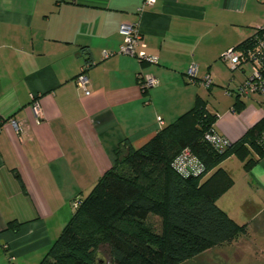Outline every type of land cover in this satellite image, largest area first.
Returning a JSON list of instances; mask_svg holds the SVG:
<instances>
[{
    "label": "crops",
    "instance_id": "crops-1",
    "mask_svg": "<svg viewBox=\"0 0 264 264\" xmlns=\"http://www.w3.org/2000/svg\"><path fill=\"white\" fill-rule=\"evenodd\" d=\"M143 1L0 0V264H39L124 141L142 146L198 100L232 142L264 117L262 94H236L250 68L221 59L264 25V0H154L140 14ZM135 22L151 62L118 53L121 25ZM83 67L89 95L76 84ZM140 72L158 84L144 93ZM220 167L235 184L218 205L243 207L249 231L264 233V157Z\"/></svg>",
    "mask_w": 264,
    "mask_h": 264
},
{
    "label": "trees",
    "instance_id": "trees-1",
    "mask_svg": "<svg viewBox=\"0 0 264 264\" xmlns=\"http://www.w3.org/2000/svg\"><path fill=\"white\" fill-rule=\"evenodd\" d=\"M259 38L264 31L256 29L235 48L248 53ZM215 121L198 100L143 146L124 141L112 168L76 200L72 218L39 264H181L247 232L217 203L234 183L220 165L235 155L250 169L264 157V117L222 152L205 137ZM186 147L205 164L204 174L184 177L174 170ZM153 216L161 218V232Z\"/></svg>",
    "mask_w": 264,
    "mask_h": 264
},
{
    "label": "built area",
    "instance_id": "built-area-1",
    "mask_svg": "<svg viewBox=\"0 0 264 264\" xmlns=\"http://www.w3.org/2000/svg\"><path fill=\"white\" fill-rule=\"evenodd\" d=\"M153 2L154 0H144L142 6L139 8L140 14L146 5H150ZM256 29L264 31V25H261ZM120 32L124 35V43L121 45L118 53L134 56L141 62L153 60L151 55H149L145 50V43L140 30V24L138 22L123 23L120 27ZM260 39L261 38L257 39L259 41L256 47L250 48L248 53L232 47L224 51L221 55V59L228 63L231 70L240 69L242 65H247L250 68V74L236 89V94L239 96H245L250 93H259L264 96V40ZM113 54L115 53L105 51L104 57H109ZM86 70V67L82 68V71L76 78V84L80 90H82L86 95H89L91 90L89 89L90 82L86 74ZM188 75L192 80H194L193 77L196 75V65H192L189 68ZM138 81L144 93L151 87L158 84L157 77L144 72H140L138 74ZM204 81L206 86H211L213 84V79L209 76L206 77ZM226 91L227 93H230V89H227ZM32 99L37 116L39 118H43L42 110L38 102V96H32ZM158 119L162 123L161 117ZM4 122L5 121L3 119H0V128L4 125ZM9 122L13 125L17 132H22L23 125L19 121L16 119H9ZM205 137L213 145V147L220 152L224 151L232 142L228 137L219 134L214 129L207 132ZM172 165L174 170L184 177L200 176L206 171L205 164L199 160L188 147L184 148L175 157ZM78 204L79 202L75 201L74 207Z\"/></svg>",
    "mask_w": 264,
    "mask_h": 264
},
{
    "label": "rangeland",
    "instance_id": "rangeland-1",
    "mask_svg": "<svg viewBox=\"0 0 264 264\" xmlns=\"http://www.w3.org/2000/svg\"><path fill=\"white\" fill-rule=\"evenodd\" d=\"M125 152L123 148L121 156ZM234 184L235 181L231 187ZM229 216L234 217L233 219L240 225L248 224L243 207L237 208ZM150 222L157 232L163 230L161 218L153 216ZM181 264H264V233L260 234L255 229L250 231L248 229L247 232L239 234L232 241L208 248Z\"/></svg>",
    "mask_w": 264,
    "mask_h": 264
}]
</instances>
